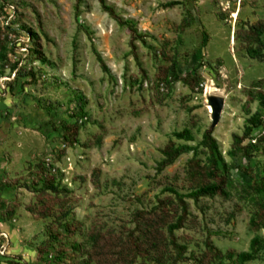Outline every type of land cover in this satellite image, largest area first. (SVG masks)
I'll return each instance as SVG.
<instances>
[{"label": "rangeland", "instance_id": "1", "mask_svg": "<svg viewBox=\"0 0 264 264\" xmlns=\"http://www.w3.org/2000/svg\"><path fill=\"white\" fill-rule=\"evenodd\" d=\"M105 1L146 44L136 41L133 50L129 28L99 0H0V44L7 51L0 60V264H85L92 234L125 239L136 212L163 200L175 220L180 210L167 189L188 196L209 181L190 176L194 152L157 173L161 151L170 141L197 146L204 165L207 130L230 169L226 193L185 199L190 216L176 237L190 260L173 263L167 248L165 264H264V230L250 228L260 195L239 173L249 163L264 174V0ZM173 1L179 4L164 6ZM29 31L39 37L43 61L32 52ZM188 74L197 82L175 81ZM210 96L226 101L214 129ZM83 100L79 143L63 149L60 133L45 132L44 123L69 119ZM255 113L261 121L248 159L235 150L233 135H243ZM183 130L194 140L174 136ZM45 163L55 168L59 194L39 181ZM76 222L75 233H67ZM256 237L263 247L241 262L237 254L250 252ZM216 251L235 256L220 259ZM134 264L157 263L138 257Z\"/></svg>", "mask_w": 264, "mask_h": 264}, {"label": "trees", "instance_id": "2", "mask_svg": "<svg viewBox=\"0 0 264 264\" xmlns=\"http://www.w3.org/2000/svg\"><path fill=\"white\" fill-rule=\"evenodd\" d=\"M77 1L78 3L81 2V0ZM99 1L103 10L107 12L112 19H114L119 25L127 26L129 28L132 33L133 50L137 49L133 44L136 41H141L143 44H146L144 36L138 33V30L133 23L126 22L116 13L113 7L106 3L105 0ZM177 4H179V2L173 1L164 6L166 8H170ZM78 12L79 10L77 9V13ZM185 26L186 21L183 20L182 27ZM201 28L203 29L202 23ZM28 33V36L34 46L32 52L36 54L39 60L43 61L44 55L39 44V37L32 31H29ZM204 33L206 36V32ZM0 46L2 50L1 52L3 53L0 55V60H5L6 54L4 53H7V51L1 44ZM14 47L16 46L14 42H12L10 49L12 50ZM96 54L103 71L109 73V69L101 55L98 52H96ZM255 55V58L259 57V55ZM135 57L140 66L138 57ZM262 58H264V55H262ZM10 69L17 75L20 70L19 63L12 64ZM31 76L33 79L35 78L34 74H31ZM197 80L198 78H196V76L192 77L189 74L185 77L178 75L175 76V81H182L188 86H191V83L195 81L197 82ZM261 102L264 106V98L261 99ZM85 104L86 101L83 100L80 104L79 112H74L69 119L59 120L58 123L55 124V121H53V118L51 117L48 122L44 123L45 132L49 134L53 132L60 133L64 146L63 149L71 148L75 144L79 143V133L85 123L83 119L86 118V114L84 112ZM260 121L261 116L258 113L253 114L247 120V126L243 135H233V145L235 150L241 152L245 158H252L253 150L256 147L255 144L252 143V140L254 139L253 132L254 129L258 127ZM174 136L178 140H183L185 142L194 140V136L190 130L175 132ZM261 140L264 141V135ZM200 145L206 149L208 154L207 163L204 165H202L201 160L196 157V154H198L197 146H190L188 144L176 145L174 142L170 141L161 151L163 159L158 163L157 173H162L167 167L173 165L183 154L194 152L193 158L188 162V172L190 176H201L209 181L207 185L200 187L188 196L182 195L173 189H167V191L174 193V197L178 205L177 207L180 210V212L176 215L175 220H173L174 216H171L166 210V203L164 200L160 201V206L158 208L149 212L143 210L137 211L134 216L136 226L133 230L128 231L125 239L118 237V240L113 241L115 238L110 236H108L109 238H105V236L100 233L91 235L93 241V251L89 253L86 260H84L85 264H134L138 257H140L143 262L152 261L157 264H165V253L167 248H171L173 250L174 254L171 256L173 263L187 262L190 260V257L186 256L188 251L187 245L180 244L176 237V231L184 228L185 223L188 221L190 216L189 206L185 199L188 197L198 201L201 197L224 195L231 176L230 169L225 163L224 157L220 152L218 142L213 137L212 130H207L204 133L203 140ZM61 153H64V150H62ZM41 169L44 173V177L39 181L44 185V190L53 191L56 194L61 193L62 190H59L58 184L56 185L57 177L53 174L55 170L54 166L49 163H45L42 164ZM239 173L240 175L242 174L241 176L243 179L248 182L247 185L252 189V191L260 195L255 204L256 211L250 220V228L255 232L262 229L264 230V174L250 167L249 163L243 164ZM56 197L55 199H57ZM68 214V211L63 213L64 217ZM80 225L81 224L79 222H76V224H68L65 231L67 233L74 234ZM164 230L166 232H164ZM262 247V241L256 237L251 242V251L239 253L237 254V258L244 263L251 261L257 257L258 251ZM43 253L44 250L42 248L37 250V255L40 259ZM216 254L220 259L225 256L229 259H233L235 256V253L232 251L227 255L222 254L221 251H216Z\"/></svg>", "mask_w": 264, "mask_h": 264}, {"label": "water", "instance_id": "3", "mask_svg": "<svg viewBox=\"0 0 264 264\" xmlns=\"http://www.w3.org/2000/svg\"><path fill=\"white\" fill-rule=\"evenodd\" d=\"M209 105L212 106V109H213L212 128L214 129L218 125V123L221 119V114H222V111L225 107V99H224V97H221V96H210L209 97Z\"/></svg>", "mask_w": 264, "mask_h": 264}, {"label": "built area", "instance_id": "4", "mask_svg": "<svg viewBox=\"0 0 264 264\" xmlns=\"http://www.w3.org/2000/svg\"><path fill=\"white\" fill-rule=\"evenodd\" d=\"M1 83L3 84L2 81H1ZM2 84H1V85H2ZM2 86H3V85H2ZM161 88H162V91H165V89H166V84L162 85ZM252 143H256V140L253 139V140H252Z\"/></svg>", "mask_w": 264, "mask_h": 264}, {"label": "bare ground", "instance_id": "5", "mask_svg": "<svg viewBox=\"0 0 264 264\" xmlns=\"http://www.w3.org/2000/svg\"><path fill=\"white\" fill-rule=\"evenodd\" d=\"M214 91H215V90H214ZM216 91H217V90H216ZM225 105H226V101H225ZM208 109H209L210 113L213 114L212 106L209 105V106H208Z\"/></svg>", "mask_w": 264, "mask_h": 264}]
</instances>
